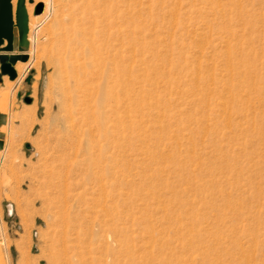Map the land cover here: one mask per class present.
Segmentation results:
<instances>
[{"label": "rangeland", "instance_id": "rangeland-1", "mask_svg": "<svg viewBox=\"0 0 264 264\" xmlns=\"http://www.w3.org/2000/svg\"><path fill=\"white\" fill-rule=\"evenodd\" d=\"M26 2L28 44H17V29L7 53L24 76L0 70V264H58L56 200L43 184L51 161L41 152L55 79L48 26L65 0ZM131 3L134 129L112 160L120 218L84 192L103 140L75 137L62 155L86 197L75 206L86 264H264V0ZM115 69L107 62L102 75L87 57L93 103L106 100Z\"/></svg>", "mask_w": 264, "mask_h": 264}, {"label": "bare ground", "instance_id": "bare-ground-1", "mask_svg": "<svg viewBox=\"0 0 264 264\" xmlns=\"http://www.w3.org/2000/svg\"><path fill=\"white\" fill-rule=\"evenodd\" d=\"M26 3L25 1V5ZM131 4V0H65L64 5L58 8L48 26V31L51 34L49 63L54 70L55 79L54 82L51 79L53 82V90H51L54 92L52 93L54 96L52 95L53 100L49 112L52 114V120L48 127H45L46 144L41 154L47 157H44L49 160L47 162L51 161L49 164L46 163L49 168H45L43 184L52 191L53 200H56L57 220L62 240L61 245L54 253V261L58 264L87 263L84 250L82 251L81 247L84 232L81 223L82 216H80V210L75 208L79 203L85 202L86 197L80 190L76 191L77 184L75 185L71 180L73 177L70 178L68 163H65L63 157L68 142L75 140V137H88L91 142L97 138L96 143L99 139L103 140L102 143L99 141L100 144L95 145L96 151L99 150L97 159L92 160V163L88 164L89 167L87 165L86 181L91 185L85 186L84 192L92 194V203L99 205V209L111 219L115 220L121 216L116 212L117 203L114 197L117 193H113L111 187L115 183L114 177L116 176L112 170L115 164L114 149L122 144L131 143V132L134 129L131 123L134 108L130 93L132 92L130 83L134 82L131 80L133 71L131 66L133 58L130 54L132 50ZM16 32L17 26L14 25V38ZM87 57L93 59V64L102 75L107 62L112 61L117 68V70L115 69L114 85L111 86L108 94H105L106 100L97 104L93 103L91 92L89 94L85 87L86 81L83 82L82 79L84 77L82 68ZM19 72L17 73L16 70V76L13 79H16L17 75V79L24 76ZM26 113L27 111L23 113V116H26ZM107 151H109L108 154ZM121 187L123 186L121 185ZM95 189L99 191L97 196H94ZM46 196L48 195L46 194ZM107 196L109 197L107 198ZM120 231L117 227L115 232Z\"/></svg>", "mask_w": 264, "mask_h": 264}, {"label": "water", "instance_id": "water-1", "mask_svg": "<svg viewBox=\"0 0 264 264\" xmlns=\"http://www.w3.org/2000/svg\"><path fill=\"white\" fill-rule=\"evenodd\" d=\"M26 0H17L15 16L13 17L12 0H0V70L4 74H8L13 79L16 76V70L9 60L7 53L14 48L13 27L17 26L18 38L17 44L25 47L28 44V11L25 5ZM32 2L33 0H29ZM42 2H38L35 6V14L42 10ZM6 40V43H4ZM29 101V98H26Z\"/></svg>", "mask_w": 264, "mask_h": 264}]
</instances>
